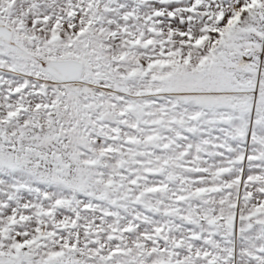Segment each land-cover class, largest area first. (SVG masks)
<instances>
[{"label":"snow or ice","instance_id":"6c2138e0","mask_svg":"<svg viewBox=\"0 0 264 264\" xmlns=\"http://www.w3.org/2000/svg\"><path fill=\"white\" fill-rule=\"evenodd\" d=\"M0 264H264V0H0Z\"/></svg>","mask_w":264,"mask_h":264}]
</instances>
